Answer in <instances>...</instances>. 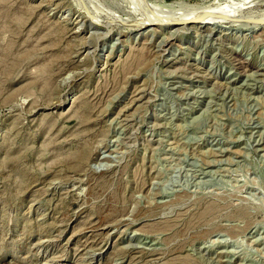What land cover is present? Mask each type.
<instances>
[{"label":"rangeland","instance_id":"rangeland-1","mask_svg":"<svg viewBox=\"0 0 264 264\" xmlns=\"http://www.w3.org/2000/svg\"><path fill=\"white\" fill-rule=\"evenodd\" d=\"M0 264H264V0H0Z\"/></svg>","mask_w":264,"mask_h":264},{"label":"bare ground","instance_id":"bare-ground-1","mask_svg":"<svg viewBox=\"0 0 264 264\" xmlns=\"http://www.w3.org/2000/svg\"><path fill=\"white\" fill-rule=\"evenodd\" d=\"M202 11V10H201ZM200 11V12H201ZM211 12V11H210ZM212 12H213V10H212ZM215 13V12H214ZM216 13H217V10H216ZM200 14H202V13H200ZM195 15L196 14H193V16L195 17ZM206 15V14H205ZM192 16V17H193ZM191 16H190V18L189 19H187V17H186V19L185 20H182V22H178V21H173L171 24H183V23H194V21H196V20H199V21H203V22H205V24L207 25V24H210V23H213V19H215V18H212V17H205V18H201V16L198 18V16L196 17V18H192ZM211 20V21H210ZM160 22V21H159ZM203 24V23H202Z\"/></svg>","mask_w":264,"mask_h":264}]
</instances>
